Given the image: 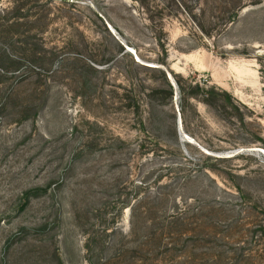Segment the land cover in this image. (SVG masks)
Wrapping results in <instances>:
<instances>
[{
	"label": "rangeland",
	"instance_id": "1",
	"mask_svg": "<svg viewBox=\"0 0 264 264\" xmlns=\"http://www.w3.org/2000/svg\"><path fill=\"white\" fill-rule=\"evenodd\" d=\"M0 264H264V0H0Z\"/></svg>",
	"mask_w": 264,
	"mask_h": 264
},
{
	"label": "bare ground",
	"instance_id": "2",
	"mask_svg": "<svg viewBox=\"0 0 264 264\" xmlns=\"http://www.w3.org/2000/svg\"><path fill=\"white\" fill-rule=\"evenodd\" d=\"M130 51H131V50H130ZM128 52H129V51H128ZM137 61H140V60L137 59Z\"/></svg>",
	"mask_w": 264,
	"mask_h": 264
}]
</instances>
